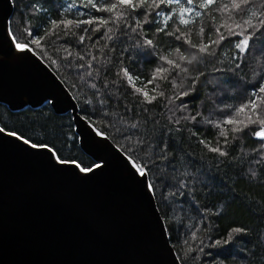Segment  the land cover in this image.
Instances as JSON below:
<instances>
[{"label": "trees", "instance_id": "16d2710c", "mask_svg": "<svg viewBox=\"0 0 264 264\" xmlns=\"http://www.w3.org/2000/svg\"><path fill=\"white\" fill-rule=\"evenodd\" d=\"M116 2L92 0L101 9ZM203 3L174 0L154 7L148 0L135 12H107L87 0H12L9 29L16 42L27 43L59 77L79 114L146 167L180 264H264V140L254 136L264 126L247 123L248 116L264 118V93L256 91L264 84V0L236 11L231 0ZM119 12L125 14L118 18ZM82 19L93 22L77 27L73 20ZM245 20L254 27L247 28ZM52 21L59 29L51 30ZM63 21H72L71 31ZM229 27L253 35L246 52L235 47L243 35H230ZM220 35L225 39L212 43ZM32 37H42L39 46ZM201 43L210 45L208 52L191 46ZM180 54L186 59L180 60ZM158 68L167 71L157 74ZM145 92L156 99L148 103ZM252 100L259 105L255 114L245 108L237 116ZM230 118L247 127L225 123ZM0 127L50 146L60 159L94 164L79 148L70 113L56 114L48 103L16 111L0 103ZM235 127L241 131H232ZM216 147L226 155L210 150ZM234 228L245 231L235 233Z\"/></svg>", "mask_w": 264, "mask_h": 264}, {"label": "water", "instance_id": "95a60500", "mask_svg": "<svg viewBox=\"0 0 264 264\" xmlns=\"http://www.w3.org/2000/svg\"><path fill=\"white\" fill-rule=\"evenodd\" d=\"M12 11V0H0V103L69 112L94 170L81 172L47 148L0 133V264H180L147 175L79 114L70 91L30 47L15 48Z\"/></svg>", "mask_w": 264, "mask_h": 264}, {"label": "snow or ice", "instance_id": "6c2138e0", "mask_svg": "<svg viewBox=\"0 0 264 264\" xmlns=\"http://www.w3.org/2000/svg\"><path fill=\"white\" fill-rule=\"evenodd\" d=\"M88 4H91L92 7L96 8V5L92 3V0H87ZM148 2V0H117L116 3H112L109 7H106V8H96L97 11H107V12H112L114 9H118V8H123V9H128V10H131L133 12L136 11V9L138 8H142L146 3ZM174 0H152V4L151 6H154V7H159L160 4H171L173 3ZM175 2H179V0H175ZM187 3L188 4H192L193 3V0H187ZM213 3V0H204V3L201 5V7H205L207 5H210ZM252 4V0H231V8L233 11H236V10H242L244 6H247V5H251ZM228 5H225V8H227ZM67 11V9H66ZM181 11H191V9H181ZM125 13L124 12H119L118 13V18L119 17H122ZM199 13H197L198 15ZM82 15V14H81ZM157 15H161V13H157ZM253 16H256L257 15V12H253L252 13ZM260 15L261 16H264V12H260ZM167 19L168 17H165V23L167 22ZM93 21L92 19H89V20H86V21H78L77 22V27L80 26L81 23H87V24H91ZM103 23H107V21H102ZM147 22V21H145ZM72 21H63V26L65 29L71 31V28H70V25H71ZM181 23H184V24H187L188 21L187 20H181ZM137 24L139 25V21H137ZM51 25H52V29L53 31L59 29L60 27V24L57 22V21H52L51 22ZM244 25L247 26V28H253L254 26L252 25L251 23V20H245L244 21ZM260 25H264V20H261L260 21ZM237 28H241L242 26L237 24L236 25ZM257 28V30H259V26H255ZM133 31H136L135 28L132 29ZM83 31L87 32L88 29L85 28ZM157 31L158 32H163L164 31V28H157ZM177 31H179V29H177ZM203 31V29H201V32ZM228 31H229V34L230 35H243V32H244V29H242L241 32L237 33V32H234L233 29L231 27L228 28ZM49 34L48 31L45 32V35L47 36ZM67 34V33H66ZM167 35H172V33H166ZM28 35L32 36L33 33H31L29 31ZM14 36V34H13ZM177 39H180L179 36L176 37ZM253 38V35L252 34H249V35H243V39H241L238 43H236L235 47L239 50L240 53H244L246 52V50L249 48V41ZM42 37H35V40H36V43L37 45L39 46L40 44V41H41ZM109 39H111V37H109ZM225 37L223 35H220L219 36V39L218 40H215V41H212V43L214 44H219L221 40H224ZM80 40L83 41L84 40V37L81 36L80 37ZM153 43L152 40H147L146 41V44L151 46ZM14 46L17 50H20V51H24V50H27L28 49V44L25 43V44H21L19 42H15L14 43ZM192 47L196 48L198 47V51L200 53H206L208 52L209 50V47L210 45L208 44H203L201 43L199 46H197L196 44H192L191 45ZM177 53H179V49L176 50ZM162 60H165L169 65H172L173 67H179V64H176L175 61L171 60V59H168L167 57H161ZM179 59L180 60H185L186 57L183 55V54H180L179 55ZM196 59V57L193 55L192 58L188 61L189 63L192 62V60ZM237 67H239V65H237ZM157 74L161 73V72H165L167 71V69H162V68H158L157 70ZM123 74L125 77L128 78L129 82L132 83L133 82V77L129 74V72L127 70H123ZM153 79H156V75L153 76ZM93 88H95L96 86L93 84L92 85ZM137 92H140L141 90L140 89H137L136 90ZM256 91H259L261 93H264V84H261L259 89L256 90ZM162 95V93H161ZM182 95H188L187 92L185 93H182ZM253 95H255V91L253 92ZM144 96H145V99L148 103H151L153 100L156 99L155 96H151L149 97L147 93H144ZM259 107V105L257 104L256 100H252L249 102L248 105H244L242 106L241 108H239L236 112V115L239 116L240 113H243L245 111V108H249V110L255 114V110ZM192 119H195V117H192ZM225 123H228V124H237V125H240V124H244V121H241V120H236L235 118H230L228 120L225 121ZM247 123L248 124H260L262 126H264V118L262 119H259V120H256V119H253L252 116H248L247 117ZM245 127H247V124H244ZM133 127H135V125H133ZM232 131H235V132H239L241 131V128L240 127H235L232 129ZM5 132V129L4 128H0V133H3ZM9 136H14L18 139H21L23 143L25 144H30V146L32 148H38V147H43V148H47L48 151L52 152L54 157L57 159V161L61 164H64V163H69V161H66V160H63V159H60L59 156L57 155L56 153V150L51 148L50 146L48 145H37L36 143H31L29 139L19 135L18 133L16 132H12V131H9L7 133ZM100 134V133H98ZM222 136L226 135L225 132L221 131L220 133ZM254 136L261 139V140H264V127H261L259 131H256L254 133ZM203 142V141H202ZM260 147L262 149H264V144H261ZM211 151L213 152H219L220 155H226V153H224L223 151H221L220 148L216 147V148H211L210 149ZM132 149H128V152H131ZM125 155L127 156V158L130 160L131 164H132V167L136 170V172L142 176V177H146L147 175V171H146V167L143 165V164H140V163H137L136 160H134L130 155H128V153L126 152ZM262 160H264V156H262L261 158ZM70 163H73L78 169L79 171L81 172H91L94 170L93 167H89V166H86V165H83L82 162H77V161H71ZM95 168H99L101 167L100 164H96L94 165ZM148 188H149V191L150 192H154V185H152L151 183L148 184ZM245 231L244 229L242 228H234L232 230V232H235V233H240V232H243ZM229 239H231V233L229 234ZM227 242V241H226Z\"/></svg>", "mask_w": 264, "mask_h": 264}, {"label": "rangeland", "instance_id": "374dc122", "mask_svg": "<svg viewBox=\"0 0 264 264\" xmlns=\"http://www.w3.org/2000/svg\"><path fill=\"white\" fill-rule=\"evenodd\" d=\"M73 21L78 22V21H86V20L82 19V20H77V21H76V20H73ZM31 40L34 42V41H35V38L32 37ZM14 41H15V40H14ZM15 42H16V41H15ZM21 44H24V43H21ZM29 47H30V46H29ZM137 87H138L139 89L143 90V88H142V87L140 88V85H138V84H137ZM145 93H146V92H145Z\"/></svg>", "mask_w": 264, "mask_h": 264}]
</instances>
